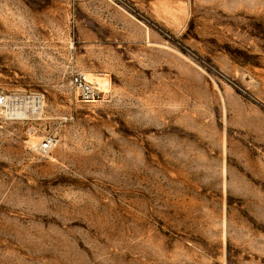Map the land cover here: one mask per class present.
I'll return each mask as SVG.
<instances>
[{"label":"rangeland","instance_id":"374dc122","mask_svg":"<svg viewBox=\"0 0 264 264\" xmlns=\"http://www.w3.org/2000/svg\"><path fill=\"white\" fill-rule=\"evenodd\" d=\"M0 93V264H264V0H0Z\"/></svg>","mask_w":264,"mask_h":264},{"label":"built area","instance_id":"2783aa9c","mask_svg":"<svg viewBox=\"0 0 264 264\" xmlns=\"http://www.w3.org/2000/svg\"><path fill=\"white\" fill-rule=\"evenodd\" d=\"M73 89L79 94L82 102L94 103L101 98V90L92 82L90 76L85 73H75L71 78ZM9 98L0 93V107H7L11 104ZM58 141L53 137H48L40 142L36 148L42 156H49L57 147Z\"/></svg>","mask_w":264,"mask_h":264},{"label":"bare ground","instance_id":"6f19581e","mask_svg":"<svg viewBox=\"0 0 264 264\" xmlns=\"http://www.w3.org/2000/svg\"><path fill=\"white\" fill-rule=\"evenodd\" d=\"M99 84L102 87L106 85L104 84V82L102 83L99 82ZM20 99H16L15 100L16 102L13 101L14 104L9 110L10 116L17 118H33L41 113L43 107L41 101L42 98L40 99L39 97H31V98L22 97V100Z\"/></svg>","mask_w":264,"mask_h":264}]
</instances>
